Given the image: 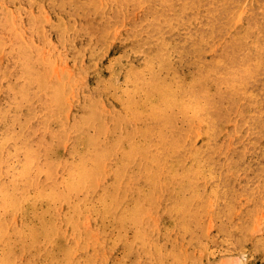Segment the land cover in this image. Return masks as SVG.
<instances>
[{"label":"rangeland","instance_id":"obj_1","mask_svg":"<svg viewBox=\"0 0 264 264\" xmlns=\"http://www.w3.org/2000/svg\"><path fill=\"white\" fill-rule=\"evenodd\" d=\"M263 159L264 0H0V264H264Z\"/></svg>","mask_w":264,"mask_h":264},{"label":"bare ground","instance_id":"obj_2","mask_svg":"<svg viewBox=\"0 0 264 264\" xmlns=\"http://www.w3.org/2000/svg\"><path fill=\"white\" fill-rule=\"evenodd\" d=\"M196 4V3H195ZM156 8V7H155ZM141 12V11H140ZM239 13V12H238ZM164 14V13H163ZM9 16V15H8ZM235 24H237V23H235ZM114 29V28H113ZM174 34V33H173ZM58 36V35H57ZM126 45V44H125ZM124 45V46H125ZM127 46V45H126ZM178 47V46H177ZM187 47V46H186ZM187 57V56H186ZM169 59V58H168ZM95 60V59H94ZM127 62V61H126ZM191 67V66H190ZM19 68V67H18ZM146 69V68H145ZM193 69V68H192ZM148 70V69H147ZM27 71V70H26ZM98 71V70H97ZM166 71V70H165ZM165 74V73H164ZM180 74V73H179ZM185 74V73H184ZM37 75V74H36ZM130 76V75H129ZM171 76V75H170ZM150 77V76H149ZM164 77V76H163ZM124 79V78H123ZM45 82V81H44ZM58 83V82H57ZM173 83V82H172ZM42 84V83H41ZM153 84V83H152ZM57 86H59V85H57ZM63 86V85H62ZM61 88V87H60ZM127 88V87H126ZM78 89V88H77ZM209 89V88H208ZM102 94V93H101ZM67 95V94H66ZM65 95V96H66ZM69 95V94H68ZM67 95V96H68ZM172 96V95H171ZM90 97V96H89ZM158 97V96H157ZM166 97V96H165ZM155 98V97H154ZM182 98V97H181ZM147 99V98H146ZM208 99V98H207ZM157 100V99H156ZM159 101V100H158ZM167 102V101H166ZM63 103V102H62ZM202 103V102H201ZM161 104V103H160ZM149 106V105H148ZM172 106V105H171ZM23 107V106H22ZM103 108V107H102ZM104 110V109H103ZM108 111V110H107ZM146 111V110H145ZM261 111V110H260ZM103 112V111H102ZM162 112V111H161ZM45 113V112H44ZM119 114V113H118ZM145 114V113H144ZM108 116V115H107ZM193 116V115H192ZM99 120V119H98ZM102 120V119H101ZM67 121V120H66ZM65 121V122H66ZM105 121V120H104ZM116 121V120H115ZM191 121V120H190ZM225 122V121H224ZM60 123V122H59ZM113 123V122H112ZM127 123V122H126ZM104 124V123H103ZM55 125V124H54ZM109 125V124H108ZM132 125V124H131ZM52 126V125H51ZM51 129H53V128H51ZM23 130V129H22ZM116 131V130H115ZM109 132V131H108ZM99 134V133H98ZM205 137H207V136H205ZM94 138V137H93ZM119 139V138H118ZM85 142V141H84ZM120 142V141H119ZM114 143V142H113ZM244 143V142H243ZM132 149V148H131ZM86 150V149H85ZM220 150V149H219ZM110 151V150H109ZM121 151V150H120ZM123 152V151H122ZM125 153V152H124ZM142 154V153H141ZM192 155H194V154H192ZM90 157V156H89ZM191 158V157H190ZM183 159V158H182ZM135 160V159H134ZM264 160V159H263ZM108 161V160H107ZM120 163V162H119ZM135 163V162H134ZM176 165V164H175ZM91 166V165H90ZM174 166V165H173ZM246 166V165H245ZM121 167V166H120ZM235 167V166H234ZM104 168V167H103ZM137 168V167H136ZM205 170V169H204ZM150 171V170H149ZM163 171V170H162ZM167 171V170H166ZM160 172V171H159ZM165 172V171H164ZM194 172V171H193ZM150 175V174H149ZM152 175V174H151ZM150 175V176H151ZM184 175V174H183ZM189 176V175H188ZM70 178V177H69ZM55 179V178H54ZM74 179V178H73ZM126 180V179H125ZM171 180V179H170ZM100 182V181H99ZM174 183V182H173ZM195 183V182H194ZM117 184V183H116ZM192 184V183H191ZM29 185V184H28ZM119 185V184H118ZM171 185V184H170ZM112 186V185H111ZM121 186V185H120ZM172 186V185H171ZM114 188V187H113ZM189 190V189H188ZM191 190V189H190ZM180 191V190H179ZM126 192V191H125ZM116 195V194H115ZM63 197V196H62ZM182 197V196H181ZM64 198V197H63ZM190 200V199H189ZM191 201V200H190ZM187 204V203H186ZM114 206V205H113ZM59 207V206H58ZM85 209V208H84ZM148 210V209H147ZM127 212V211H126ZM112 215V214H111ZM145 215H147V212L145 213ZM144 215V216H145ZM181 215V214H180ZM112 217V216H111ZM143 217V216H142ZM145 218V217H144ZM15 219V218H14ZM59 222V221H58ZM47 229V228H46ZM50 239V238H49ZM68 251V250H67ZM55 262V261H54Z\"/></svg>","mask_w":264,"mask_h":264}]
</instances>
